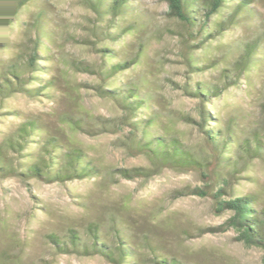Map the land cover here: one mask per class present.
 <instances>
[{
  "label": "trees",
  "instance_id": "trees-1",
  "mask_svg": "<svg viewBox=\"0 0 264 264\" xmlns=\"http://www.w3.org/2000/svg\"><path fill=\"white\" fill-rule=\"evenodd\" d=\"M163 1L166 17L179 29L175 35L186 68L184 82L173 84L184 96L197 101V119L159 106L154 79L129 77L145 46L160 32V26L133 0H77L84 17L73 33L68 31L72 24L55 19L47 22L48 11L36 6L38 0H0V37L3 28L20 24L22 10L34 6L27 11L28 20L21 23L24 43L12 50L0 38V49L8 54L7 59L0 58V110L16 94L57 105L60 97L66 104L64 110L50 114L53 120L48 123L42 115L25 116L2 139L0 178L62 185L92 178L110 181L113 173L124 180L144 181L165 169L193 173L201 186L183 189L180 194L209 197L215 214L229 213L225 227L235 231L245 247L262 251L264 264V207L257 195L234 191L240 176L255 161L264 164V77L258 101L262 117L255 124L238 125L235 117L223 119L210 107L229 88L252 83L248 74L262 68L264 24L257 23L248 35L225 45L223 65L213 80L192 79L218 65L206 66L197 53L227 31L251 27L259 17L252 5L259 0ZM261 5L264 8V2ZM64 42L79 46L94 59L66 53ZM76 74L92 78L93 83H76L72 79ZM81 89L111 102L116 115L93 114L83 103ZM177 123L196 125L201 134L198 146L185 142ZM107 134H120L114 145L128 156L144 157L148 165L106 170L96 164L79 137ZM46 242L53 245L55 254L96 256L106 264H192L162 254L154 238L135 233L114 214L87 222L82 233L70 228L61 236L48 234Z\"/></svg>",
  "mask_w": 264,
  "mask_h": 264
},
{
  "label": "rangeland",
  "instance_id": "rangeland-1",
  "mask_svg": "<svg viewBox=\"0 0 264 264\" xmlns=\"http://www.w3.org/2000/svg\"><path fill=\"white\" fill-rule=\"evenodd\" d=\"M262 2L264 0L252 5L259 17L253 20L251 27L238 26L227 31L207 49L197 53L206 66L218 65L203 75H193L192 79L210 81L218 75L216 71L223 65L220 61L225 45L233 38L248 35L257 23L264 24ZM133 4L152 17L153 23L160 26V32L157 39L145 46L139 64L128 73L129 77L135 75L154 79L159 106L172 113L176 111L197 119V101L184 96L173 84L184 82L186 68L180 57L179 38L175 35L179 29L165 15L166 3L163 0H133ZM36 6L48 11L47 22L55 19L61 24H72L68 28L72 33L74 26L84 17L77 0H38ZM33 9L34 6H30L27 11ZM27 11L20 12L19 25L1 30L0 38L12 50L26 41L21 23L28 20ZM77 34L81 32L77 31ZM78 47L64 42L66 53L87 60L94 59V56ZM130 51L134 52L133 49ZM261 53L264 55V43ZM0 58H8V54L1 49ZM248 77L252 83H241L229 88L213 100L210 105L212 111L223 119L235 117L238 125L255 124L256 119L262 117L258 101L261 97L264 63L262 68L251 71ZM72 79L76 83H93L92 78L83 74H76ZM79 93L85 107L93 114L106 117L116 115L113 104L98 99L91 90L81 89ZM57 101L58 105L43 98L28 99L22 94L6 100L5 108L0 110V142L15 130L25 116L42 115L46 123L52 121L50 114L54 110L62 111L66 106L60 97ZM177 128L188 145H199L201 134L196 125L177 123ZM119 137L120 134H107L94 138L79 137V140L89 157L106 170L146 167L148 163L144 157L128 156L123 149L114 145ZM112 177L110 181L92 178L62 185L37 180L23 183L17 178H0V264H106L96 256L55 254L53 245L46 242V235L61 236L70 228L82 233L87 222L109 214L122 219L135 233H145L154 238L162 254L175 256L187 263L261 264L262 251L245 247L238 240V234L225 227L229 213L215 214L209 197L180 194L183 189L201 186L195 174L165 169L146 181L124 180L115 173ZM234 191L257 195L261 207H264V164L255 161L240 176Z\"/></svg>",
  "mask_w": 264,
  "mask_h": 264
}]
</instances>
